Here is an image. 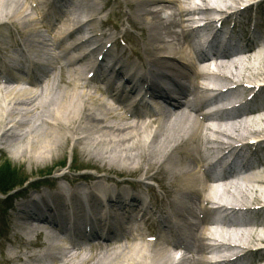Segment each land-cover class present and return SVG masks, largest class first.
Instances as JSON below:
<instances>
[{"label": "bare ground", "instance_id": "6f19581e", "mask_svg": "<svg viewBox=\"0 0 264 264\" xmlns=\"http://www.w3.org/2000/svg\"><path fill=\"white\" fill-rule=\"evenodd\" d=\"M54 1L0 0V31L7 30V41L0 34L4 56L9 48L16 46L22 50L34 40L45 47L48 36L53 41L46 40L52 41L54 51L60 53L67 54L76 48L88 50L93 43L97 47L89 50L86 63L82 62L86 58L81 57L68 60L64 74L53 75L41 88L39 81L31 80L29 85L36 91H18L6 85L0 88V159L11 155L13 162L24 169L41 171L48 161L64 159L69 143L71 153L81 157L93 148L99 153L100 163L110 165L111 160H118L123 163L119 165L122 172L130 171L154 181L160 194L170 198L171 206L164 202L152 206L144 199L142 188L130 183L104 184L113 192L91 198L82 186L87 183L85 178L75 179V190L64 196L58 189L30 191L17 204V216L6 226L1 257L10 264H55L54 257H48L44 263L42 258L32 255L23 232L32 233L28 223H39L42 216L45 219L40 224L58 231L57 224L52 222L60 219L67 205L80 204L82 199L90 203L85 211L106 221L90 225L91 233L96 228L112 230L117 225L127 229L131 221L137 220L143 227H139L141 234L118 248L100 246L88 258L78 260V246L71 258L66 256L70 259L68 264H264V172L254 171V166L264 161V136L256 137L264 133V0H173L169 5L165 0H64L61 8L51 10ZM163 9L170 11L165 20H161ZM50 13H54V20ZM196 14L202 15L203 25L194 26L192 17ZM215 16L219 21H215ZM84 31L89 39L77 44L76 36ZM118 35L139 40L148 64H153L148 70L154 72L153 89H146L144 96L139 92L141 109L145 106L143 100L153 95L166 102L171 101L173 91L187 97L174 121L160 116L147 121L151 116L130 108L121 94L114 97L113 107L100 101L102 95L95 91L96 83L106 86L105 93L111 94V86L118 77L107 76L106 81H98L94 66L90 68V57L113 58L112 68L118 74L133 66L132 57H125L114 45ZM190 37L196 46L198 63L188 60L192 51L187 52L184 43ZM63 38L72 41L74 47L61 51ZM104 40L107 41L103 47L96 51ZM110 41L112 47L104 48ZM212 56L219 57L213 62L214 71H208L204 58ZM254 60L259 61L257 67ZM241 63L249 66L246 74L237 73ZM8 65L10 62L0 57V80L11 85L14 78L8 75ZM229 68L235 69L234 74L226 72ZM96 69L100 70V66ZM91 71L93 82L80 77L81 72L87 75ZM151 75L142 71L140 79L145 82ZM194 75L202 81H191ZM160 80H165L166 91L156 87ZM126 86L138 89L132 83ZM244 91L247 94L240 97L238 92ZM206 109L209 110L204 112ZM259 112L262 114L255 117ZM189 113H199L197 117L202 116V121L210 118L211 122L204 125L198 119H190ZM249 115L250 119H241ZM246 135L251 136L250 140H244ZM257 143L263 146L243 148ZM200 162L207 163L205 171L217 178L200 184ZM244 184L250 185V195L242 191ZM191 189H195V200L190 203L187 193ZM230 189L235 190V195H227ZM149 193L156 200L154 192ZM179 214L202 216L198 217L202 229L211 221L213 226L204 229L203 236L198 231L187 244L189 259L181 255L175 261L174 253L161 243L143 239L169 233L174 244L182 246V237L172 220ZM106 215L110 217L105 218ZM214 219L221 222L217 224ZM86 220L89 222V216ZM73 224H60L64 228L61 233L83 234ZM187 227L185 224L184 228ZM241 227L246 229H238ZM6 245L11 248L9 254L5 253Z\"/></svg>", "mask_w": 264, "mask_h": 264}, {"label": "rangeland", "instance_id": "374dc122", "mask_svg": "<svg viewBox=\"0 0 264 264\" xmlns=\"http://www.w3.org/2000/svg\"><path fill=\"white\" fill-rule=\"evenodd\" d=\"M229 4V3H227ZM10 30V29H9ZM124 43L127 46L125 49L126 50H130L131 52L136 50V51H140L141 50V43L139 42V40H135V39H124ZM258 60H254L252 61L254 67L258 66ZM247 68H249V66L246 63H241L238 66V74L242 73V74H246V70ZM214 69V68H213ZM64 72V71H62ZM226 72H235L234 68H229L227 69ZM234 74V73H233ZM247 119H250V117H248ZM248 137H245L244 140L249 139L251 136L250 135H246ZM258 136H264L263 134H257L256 137ZM71 144L69 143L66 146V157L64 159H53V161H51V163H47V165L40 171L39 169H24L21 165H19L18 163L15 164L13 162L14 158L9 155L8 158L6 159L10 165L9 168L7 169V167L4 166V164L2 165V162L4 161V159H0V190H8L9 188L12 189V192H10L11 194L9 195V200L5 203L4 205H0V207H2L1 209H3L4 211V216L5 218L9 221V219H13V217L16 214V207L15 204L21 200L22 198L20 197L19 193V189L18 188H25L26 186L28 187V185H30L28 188H32V185H36V184H46V183H53L58 181L59 179L57 178L58 174L60 173L59 171H63L64 177L65 179H68L69 181L75 179V177H77L79 174H86V172H88L91 177L94 176H103L104 174H108L110 173L111 175H109V177L113 178V176L115 178H121V177H126L128 175H131L129 177H135V174H131V172H129L128 174H124L121 171V168L119 167V165L123 164L122 162H119L118 160H111V164L110 165H104L100 162H98V157L93 156L91 154H88V152L85 151V155H83L82 157L79 156V153H75L74 155L71 153ZM1 150V149H0ZM73 155V156H72ZM71 157L73 160H71ZM13 158V160H12ZM60 159V160H58ZM72 162H71V161ZM80 160V161H79ZM115 161V162H112ZM116 165V166H115ZM4 166V167H3ZM53 169V170H52ZM49 174V175H47ZM23 176H27V180L25 181V184L21 183V185H18L16 180L18 178H21ZM86 178V177H83ZM81 178V179H83ZM90 180V177H88ZM93 178V177H92ZM86 180V179H85ZM87 181V180H86ZM130 181V179H129ZM131 182V181H130ZM20 186V187H19ZM26 187V188H27ZM247 187V188H244ZM250 185H246L244 184L242 186V191H245L247 193H249V195L252 193L250 190ZM19 191V192H18ZM220 191V190H219ZM221 192V191H220ZM5 193H9L8 191ZM229 196H233L235 195V190L234 189H230V192L227 194ZM22 196V195H21ZM0 198V202H2V200L4 199ZM0 220L3 222L2 218H0ZM5 221V219H4ZM10 223V221H9ZM2 227V232L0 233V248L3 245V238L6 234V230H5V224L2 223L0 225ZM238 229H246V228H238ZM8 234H10V232H8ZM33 238V237H32ZM5 249V253L7 254V252H9V245H6L4 247ZM0 261L5 262V260L0 256Z\"/></svg>", "mask_w": 264, "mask_h": 264}]
</instances>
